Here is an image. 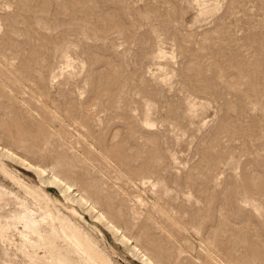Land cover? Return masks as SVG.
<instances>
[{
	"label": "rangeland",
	"instance_id": "374dc122",
	"mask_svg": "<svg viewBox=\"0 0 264 264\" xmlns=\"http://www.w3.org/2000/svg\"><path fill=\"white\" fill-rule=\"evenodd\" d=\"M0 142L159 264H264V0H0Z\"/></svg>",
	"mask_w": 264,
	"mask_h": 264
},
{
	"label": "bare ground",
	"instance_id": "6f19581e",
	"mask_svg": "<svg viewBox=\"0 0 264 264\" xmlns=\"http://www.w3.org/2000/svg\"><path fill=\"white\" fill-rule=\"evenodd\" d=\"M95 198L0 142V264H122L100 226L142 264H159Z\"/></svg>",
	"mask_w": 264,
	"mask_h": 264
}]
</instances>
